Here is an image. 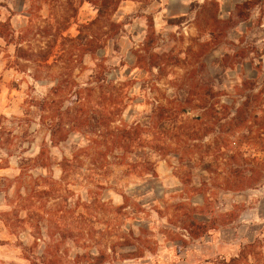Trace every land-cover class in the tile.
<instances>
[{"label":"rangeland","instance_id":"rangeland-1","mask_svg":"<svg viewBox=\"0 0 264 264\" xmlns=\"http://www.w3.org/2000/svg\"><path fill=\"white\" fill-rule=\"evenodd\" d=\"M260 1L195 0L184 7L182 0L118 6L117 0H0V264H209L238 252L252 236L248 227L264 230V186L224 192L201 161L191 165L192 189L183 187L172 157L150 156L155 176H139L127 166L99 170L101 162L87 171L93 163L84 153L92 144L90 129L83 120L70 130L68 110L77 90L72 84L85 87L98 73L110 81L115 98L125 96L121 119L128 124L148 116L154 100L179 101L208 90L231 104L239 102L235 87L256 78L264 92L257 75L263 72L262 20L250 14ZM10 16L14 33L7 44ZM63 28L70 39L81 30V42H55L50 35ZM89 41L100 48L95 54L84 51ZM52 122L62 137L66 133L56 146L47 132ZM181 203L205 220L233 206L244 213L193 241L176 228Z\"/></svg>","mask_w":264,"mask_h":264},{"label":"trees","instance_id":"trees-1","mask_svg":"<svg viewBox=\"0 0 264 264\" xmlns=\"http://www.w3.org/2000/svg\"><path fill=\"white\" fill-rule=\"evenodd\" d=\"M124 1L128 0H117L116 5ZM244 5H250V2ZM11 18L10 16L4 23V29L10 32H4V41L7 44L8 35L14 33ZM212 20L213 25H217L216 19ZM94 25L95 22H92L81 29ZM65 30L63 28V32L50 36L55 38V42L58 39L64 42H81V30L75 39L65 37ZM21 43L22 40L18 42L19 45ZM82 46L88 55L95 54L100 49L94 48L90 41ZM41 55L42 59L47 61L46 52H41ZM257 75L262 77L264 82L261 69ZM258 80L244 79L235 87L239 102L227 104L221 100L219 93L210 94L208 90L200 95L190 92L179 101L154 100L148 116L141 121L128 124L121 119L125 96L118 94L115 98L114 88L109 89L110 81L98 73L90 77V82L85 87L72 84L77 90L70 96L68 107L72 113L73 123L70 130L76 131L81 128L83 120L84 127L90 129L87 131L92 136V144L84 153L93 163L92 168H88L87 171H95L93 165L95 162H101L97 168L99 170L111 166H127L129 171L139 176H155V163L150 156L160 160L172 157L178 162L177 174L186 189L193 188L190 186L194 170L191 165L201 161L204 164L203 170L214 176L210 182L216 185L217 189L224 192H246L260 185L264 186V98H262L264 92L260 90L262 84H259ZM190 88L198 87L191 84ZM112 106L113 110L110 109ZM40 109L44 111L43 105ZM116 122L118 125L113 126ZM60 131L59 125L54 122L48 127L47 132L53 146L66 138V133L62 137ZM207 138H211V141L204 142ZM244 148L255 154H248V150ZM79 152L74 154V160L80 156ZM43 154L42 151L38 157H42ZM143 154L145 157L136 160ZM257 155H261L262 158ZM209 157L211 160L205 162ZM249 164H256L257 167L250 168ZM202 185L207 186L206 183ZM192 194L198 193L195 190ZM238 209V206H233L230 212L220 214L213 212L208 220H205L196 213L192 205L184 206L181 203L177 206L174 221L176 228L185 232L190 240H202L216 231L220 223L221 226H225L239 220L244 208L236 213ZM263 250L264 230H261L253 242L240 246L236 255L218 256L207 260L206 263L264 264Z\"/></svg>","mask_w":264,"mask_h":264},{"label":"crops","instance_id":"crops-1","mask_svg":"<svg viewBox=\"0 0 264 264\" xmlns=\"http://www.w3.org/2000/svg\"><path fill=\"white\" fill-rule=\"evenodd\" d=\"M183 1V4H184V7H185V3L186 2H190V1H195V0H182ZM196 1H198V0H196ZM253 0H244V2H252ZM200 2V1H199ZM258 6L259 5H255L254 7H253V9L251 10V13L250 14H255V16H253V17H256V15H260V17H261V20H262V25H260V29H262V31L264 32V0H261L260 1V7L258 8ZM188 7V6H187ZM187 10H188V8H187ZM260 11H262V13H260ZM188 12V11H187ZM250 18V20H251V17H249ZM261 61H262V70H263V72H264V55L261 57ZM243 213H244V211L242 212V214H241V216H243ZM241 216H240V218H241ZM239 218V219H240ZM255 226H251V227H248L247 229H250V232L252 233L251 235V237L249 238V237H247L246 239H244L243 241H242V243L240 244V246H242V245H246V244H248V243H251V242H253V240L258 236V234L253 230V228H254ZM240 246H239V248H240ZM239 250V249H238ZM237 254V252L235 253H233L232 255H229V256H234V255H236Z\"/></svg>","mask_w":264,"mask_h":264}]
</instances>
